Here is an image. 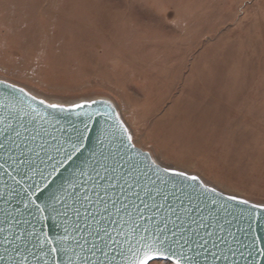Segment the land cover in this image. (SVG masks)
<instances>
[{"label": "rangeland", "instance_id": "rangeland-1", "mask_svg": "<svg viewBox=\"0 0 264 264\" xmlns=\"http://www.w3.org/2000/svg\"><path fill=\"white\" fill-rule=\"evenodd\" d=\"M193 71L214 99L186 86ZM0 81L48 103L110 101L165 164L264 201V0H0ZM197 112L195 147L183 116ZM175 115L172 148L159 133Z\"/></svg>", "mask_w": 264, "mask_h": 264}, {"label": "snow or ice", "instance_id": "snow-or-ice-1", "mask_svg": "<svg viewBox=\"0 0 264 264\" xmlns=\"http://www.w3.org/2000/svg\"><path fill=\"white\" fill-rule=\"evenodd\" d=\"M0 84V264H264V201L165 164L118 114L93 144L87 103Z\"/></svg>", "mask_w": 264, "mask_h": 264}, {"label": "water", "instance_id": "water-1", "mask_svg": "<svg viewBox=\"0 0 264 264\" xmlns=\"http://www.w3.org/2000/svg\"><path fill=\"white\" fill-rule=\"evenodd\" d=\"M5 83L11 84L8 82H5ZM17 88H20V87L17 86ZM2 91H3V85L0 84V92H2ZM0 102H3V101L0 100ZM95 102L96 103H92V101L82 102V103H87V105H88L87 107H85L83 109V112L86 114H93V115H92L91 120L88 119L87 115L81 117V119L84 122L88 123L89 127L91 129H93V132L91 133L93 144L95 143L96 136L100 134L101 129L107 127L111 123V121L108 119V115L110 114L113 117H115L118 114L117 108L115 107V105L112 102L105 101V100H96ZM18 107H20V106H17L14 103L12 105H10V108H13V109L18 108ZM23 107H25V110H28L26 105ZM3 114L4 113L2 111H0V118L3 117ZM118 117L121 121H123L120 118L119 114H118ZM26 123H27V118H26ZM74 123H76L80 127H83V124H81L80 120H74ZM62 126L67 128L69 133L71 132V126L68 124L67 121H64L62 123ZM125 126H126V124H125ZM29 127H31V125H29ZM45 127H48V130L54 132V134L59 135V133H55V130L53 128L49 127L48 125H45ZM64 139H67V134H65ZM46 230L49 232H54L56 229H55V226L50 222L48 225H46ZM257 236L260 238H264V220L259 221V227L257 228Z\"/></svg>", "mask_w": 264, "mask_h": 264}, {"label": "bare ground", "instance_id": "bare-ground-1", "mask_svg": "<svg viewBox=\"0 0 264 264\" xmlns=\"http://www.w3.org/2000/svg\"><path fill=\"white\" fill-rule=\"evenodd\" d=\"M199 71H193V73H191L190 75H191V77H190V81L188 82H186L185 84H186V86L188 85V84H190V86H192V85H194V87H201L202 88V86H208V87H210L209 89H211V88H214L215 89V87H216V84H215V82H207V84H206V80H203V75L202 74H200V72L198 73ZM209 84V85H208ZM214 89H211V93H210V95H209V97L211 98V99H214V97H213V95L212 94H214L215 95V91H213ZM212 91H213V93H212ZM217 95V94H216ZM218 96V95H217ZM215 98H216V96H215ZM217 99V98H216ZM215 99V100H216ZM106 101V100H105ZM186 107V109H187V111L186 112H188L191 108L190 107H192L194 110L196 109H199V108H201V107H194V106H191L190 104H189V102L188 101H185L181 106H179V108H181V107ZM178 108V109H179ZM185 109V110H186ZM195 110V111H196ZM205 110V109H204ZM192 111V110H191ZM191 111H189V112H191ZM199 111V110H198ZM193 112V111H192ZM191 112V113H192ZM203 114V113H202ZM207 114V113H206ZM186 116H191V117H193V118H195V122L193 123V126L194 127H196L195 128V130L192 132V141H194L192 144L195 146V142H197L198 140L200 141V142H202V143H199L197 146H200V145H202V144H205V143H207V140L205 139V131H206V129L207 128H201V125H202V122L205 120V116L204 115H201V114H199V112H197V113H193V114H190V115H186V114H184V116L183 117H186ZM183 117H178V116H174L173 117V120L172 121H168V122H166V123H161V124H163V127H162V133H159L160 135H159V138L160 139H162L163 141H164V143H167L170 147H172V148H174L173 147V142L176 140V138L178 137V136H180V134H179V124H178V121L180 120V119H182ZM208 117H209V115H208ZM187 118V117H186ZM204 119V120H203ZM197 120V121H196ZM215 128V127H214ZM216 129V128H215ZM222 131V130H221ZM214 134V133H213ZM217 134V133H216ZM215 134V135H216ZM219 134V133H218ZM194 137V138H193ZM198 139V140H197ZM197 140V141H196ZM211 141H212V139H211ZM197 146H195V147H197ZM179 158V157H178ZM185 158V157H184ZM183 158V159H184ZM187 159H186V162L185 161H178V162H180V163H182L183 165H188V159H190L191 157L190 156H188V157H186Z\"/></svg>", "mask_w": 264, "mask_h": 264}]
</instances>
